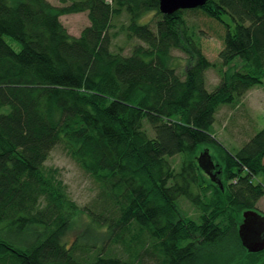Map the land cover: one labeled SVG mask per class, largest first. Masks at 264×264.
I'll list each match as a JSON object with an SVG mask.
<instances>
[{
  "label": "trees",
  "instance_id": "1",
  "mask_svg": "<svg viewBox=\"0 0 264 264\" xmlns=\"http://www.w3.org/2000/svg\"><path fill=\"white\" fill-rule=\"evenodd\" d=\"M197 9L225 25L218 61L188 21ZM78 12L89 24L73 35L60 17ZM174 50L188 56L184 66ZM235 60L242 67L230 75ZM212 68L221 80L209 89ZM263 84L264 0H209L172 14L159 0H0V264H225L197 249L222 244L223 233L246 252L238 222L264 197V128L231 151L213 127L227 108L230 129ZM61 143L99 185L84 206L46 164ZM219 147L225 167L208 169L222 188L204 168L206 157L218 165ZM183 199L197 220L178 217ZM228 211L235 221L222 233L212 218ZM76 218L82 230L69 242ZM244 257L227 264H264V250Z\"/></svg>",
  "mask_w": 264,
  "mask_h": 264
},
{
  "label": "rangeland",
  "instance_id": "2",
  "mask_svg": "<svg viewBox=\"0 0 264 264\" xmlns=\"http://www.w3.org/2000/svg\"><path fill=\"white\" fill-rule=\"evenodd\" d=\"M51 3L57 6H65L70 4L73 0H49ZM198 11L188 12L186 14L190 25L200 28L203 32L202 43L203 49L206 55L210 58L211 61H218L219 52L223 48V40L220 36L222 30H225L224 23L206 16L202 10L197 9ZM152 15V12H148L143 17L142 21L148 20ZM126 16L124 15L122 20H125ZM61 21L68 28L69 32L73 35H79L82 29L89 24V17L87 12H78L72 14H63L60 17ZM223 19L226 23L234 24L229 15L223 14ZM123 36H120L119 39H122ZM8 42L15 47L16 50H19L21 45L19 42L14 41L10 38H7ZM139 42L138 39H134L130 42L125 49V53L129 54L131 48L135 43ZM173 53L176 56V62L180 67L184 66L188 61V56L181 50H174ZM242 67V62L240 60H235L232 64L225 67V71L228 74L234 73L236 70ZM220 72L217 69L207 70L208 75V88L215 86V84L220 82ZM211 86V87H210ZM213 89V88H212ZM246 107H240L238 109V118L235 120L234 125L227 129L229 123L225 119V114L227 113V108L222 110L219 113V118L214 124V131L218 134V140L231 151H237L236 149L242 147V145L247 142L256 132L264 128V84L262 86H257L250 90L245 97ZM226 106V105H225ZM249 116V117H248ZM226 128V129H225ZM207 147V146H206ZM221 147L218 150L211 148V153L213 157L218 161L217 170L225 167L224 162H227V156L222 152ZM218 151L220 153H218ZM219 157V158H218ZM215 162V161H214ZM47 166L58 169L60 171V178L63 179L67 185L68 194L80 205L84 206L91 200H93L97 193L99 192V185L94 180V178L85 172L68 154L66 147L63 143L58 144L50 153L48 160L46 161ZM210 171V170H209ZM209 176L206 174V180H213L216 184H219V181L216 179L217 175L210 172ZM220 178H223L222 173L218 174ZM212 178V179H211ZM215 180V181H214ZM222 188V185H220ZM212 198H216L215 194L212 193ZM258 208L261 213H264V197L258 202ZM178 211V217L183 220H188L187 218L192 217V219L197 220V211L193 208L188 201L184 199L180 201V210ZM259 211V212H260ZM230 212V215L227 213ZM222 213L215 218H212L214 224L218 227L221 232H226L229 228H232V224L235 219H232V211ZM211 215V210L209 211V216ZM211 219V218H210ZM241 219H239L240 221ZM242 221V220H241ZM237 223V221H236ZM239 226V222H238ZM82 230V222L75 219L72 229L67 235L69 242H72L75 236H77ZM225 234L223 237H228L222 244H207L200 242L198 253L199 257L205 260L212 259L214 255L220 256V258H226L225 264L229 260L238 256V261L242 262L246 255L247 251H242L240 249L239 242L234 243L232 240V235ZM196 236V235H192ZM199 238V237H198ZM243 247V246H242ZM224 252L228 254L223 255Z\"/></svg>",
  "mask_w": 264,
  "mask_h": 264
},
{
  "label": "water",
  "instance_id": "3",
  "mask_svg": "<svg viewBox=\"0 0 264 264\" xmlns=\"http://www.w3.org/2000/svg\"><path fill=\"white\" fill-rule=\"evenodd\" d=\"M160 11L172 14L180 9H193L203 7L209 0H159ZM208 153V151H207ZM208 166L204 168L210 173L208 167L214 168V163L208 159ZM207 163V161H206ZM244 219L241 225L240 238L242 244L250 252H261L264 250V216L257 211L248 210L243 213Z\"/></svg>",
  "mask_w": 264,
  "mask_h": 264
},
{
  "label": "bare ground",
  "instance_id": "4",
  "mask_svg": "<svg viewBox=\"0 0 264 264\" xmlns=\"http://www.w3.org/2000/svg\"><path fill=\"white\" fill-rule=\"evenodd\" d=\"M163 14H166V13H163ZM253 89V88H252ZM201 156L205 159V157L207 156V151H203V153L201 154ZM206 160H208V157H206ZM209 161V160H208ZM212 161V160H211ZM213 162V161H212ZM214 166H217V165H214ZM215 181V180H214ZM258 213H260L259 211H257ZM244 213V212H243ZM262 216H264L263 213H260ZM243 219H244V216H243ZM243 222V220H242ZM241 222V223H242ZM240 223V224H241ZM241 225L238 226V235L240 236V230H241ZM246 248V247H245ZM248 252H250L248 249H247ZM251 253V252H250Z\"/></svg>",
  "mask_w": 264,
  "mask_h": 264
}]
</instances>
